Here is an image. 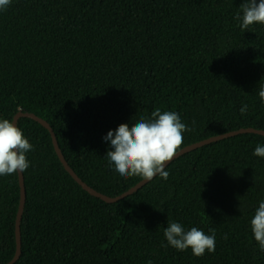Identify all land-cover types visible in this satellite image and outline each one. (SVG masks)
Wrapping results in <instances>:
<instances>
[{
	"label": "trees",
	"instance_id": "obj_1",
	"mask_svg": "<svg viewBox=\"0 0 264 264\" xmlns=\"http://www.w3.org/2000/svg\"><path fill=\"white\" fill-rule=\"evenodd\" d=\"M244 0H11L0 10V119L33 112L53 127L69 165L117 196L143 178L108 163L121 123L175 111L181 148L240 128L264 130V24L242 31ZM247 104L246 114L241 107ZM27 198L15 264H264L250 221L264 200V135L247 132L173 160L113 203L65 169L50 131L21 117ZM180 148V149H181ZM179 149V150H180ZM19 173L0 176V263L16 252ZM168 219L215 232V252L166 245ZM227 236V239H225Z\"/></svg>",
	"mask_w": 264,
	"mask_h": 264
},
{
	"label": "clouds",
	"instance_id": "obj_2",
	"mask_svg": "<svg viewBox=\"0 0 264 264\" xmlns=\"http://www.w3.org/2000/svg\"><path fill=\"white\" fill-rule=\"evenodd\" d=\"M10 3L11 0H0V10L6 9ZM240 7L243 14L237 13L235 19L240 22L242 31L254 23L264 24V0H244ZM258 96L264 103V84H260ZM247 110L248 105L244 104L240 112L243 115ZM185 131L191 129L182 122L179 113L156 108L151 113V119L142 117L135 123H121L118 128L109 130L104 140L110 141V150L105 156L114 170L124 178L140 176L150 181L159 175L167 180L169 173L165 171L166 163L181 148ZM32 149L33 145L14 121L0 119V176L27 170L29 160L26 153ZM253 155L264 157V145H257ZM250 227L260 250L264 251V200L255 209ZM164 236L167 244H162L163 247L170 245L179 251L190 248L197 257L206 251L215 252L214 230L211 235L198 227L186 231L181 223L168 219Z\"/></svg>",
	"mask_w": 264,
	"mask_h": 264
},
{
	"label": "water",
	"instance_id": "obj_3",
	"mask_svg": "<svg viewBox=\"0 0 264 264\" xmlns=\"http://www.w3.org/2000/svg\"><path fill=\"white\" fill-rule=\"evenodd\" d=\"M21 117H28V118H32L36 121H38L39 123H41L43 126H45L51 133L52 138H53V144L55 147V150L62 162V164L64 165L65 169L71 174V176L86 190L88 191L90 194L101 198L102 200L109 202V203H113L116 201H119L133 193H135L136 191H138L139 189H141L143 186H145L147 183H149L150 181L144 180L142 179L141 181H139L136 185L132 186L130 189H128L127 191L117 195V196H108L102 192H99L98 190L94 189L93 187L89 186L85 181H83V179L81 177L78 176V174L75 172V170L69 165L68 161L66 160L62 149L59 145L57 136L54 132L53 127L49 124V122H47L45 119L41 118L40 116H38L37 114L33 113V112H28V111H19L17 112V114H15L13 121L14 123H16L18 125V121ZM247 132H253V133H258L261 135H264V130L263 129H257V128H253V127H248V128H240L237 130H232L223 134H219V135H215V136H211L209 138L200 140L198 142L189 144L183 148H181L180 150H178L177 154L175 155V157L166 163L165 168L176 158L180 157L181 155L190 152L194 149H197L199 147H202L206 144H210L212 142L215 141H219L228 137H232L241 133H247ZM19 173V179H20V188H21V197H20V204H19V209H18V213H17V219H16V252L14 257L5 264H15L19 258L21 257L22 254V233H21V223H22V218H23V213H24V209H25V204H26V198H27V191H26V185H25V176H24V172L20 171ZM156 177V176H155ZM154 177V178H155ZM153 178V179H154ZM152 179V180H153ZM3 264V263H0Z\"/></svg>",
	"mask_w": 264,
	"mask_h": 264
}]
</instances>
